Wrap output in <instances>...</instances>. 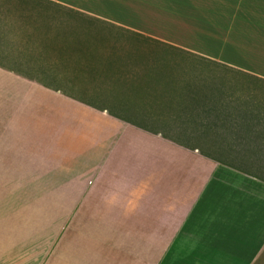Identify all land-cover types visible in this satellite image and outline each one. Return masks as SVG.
<instances>
[{
    "label": "crops",
    "instance_id": "crops-1",
    "mask_svg": "<svg viewBox=\"0 0 264 264\" xmlns=\"http://www.w3.org/2000/svg\"><path fill=\"white\" fill-rule=\"evenodd\" d=\"M175 1L0 0V179L120 216L37 264H248L264 246V50L240 62L226 32L193 40L199 4ZM244 18L264 47V0Z\"/></svg>",
    "mask_w": 264,
    "mask_h": 264
},
{
    "label": "rangeland",
    "instance_id": "rangeland-1",
    "mask_svg": "<svg viewBox=\"0 0 264 264\" xmlns=\"http://www.w3.org/2000/svg\"><path fill=\"white\" fill-rule=\"evenodd\" d=\"M109 1H119L120 10L128 13H145L153 8V12L163 15L166 6L170 9L175 8L172 4L164 2L165 5L158 2V0ZM137 1H139V4ZM193 1L199 4V19L190 22L192 27L188 25L189 31L195 34L192 37L193 40L205 45H224L219 41L220 36L211 32L215 30L226 32L231 35L227 43L229 48L226 49L237 50L226 53L229 59L240 62L246 60L248 63L259 60L260 56L263 55L264 47L259 45L260 38L258 41L249 39L251 36H248V18H244L248 15V0L243 3L245 6L239 12V18L234 17L229 20H223V13H231L227 10L229 8L232 10L235 6L229 4L230 0ZM175 4L174 13H177L178 10L182 11V9L184 11L195 10L190 9V7L187 8L179 0L175 1ZM169 24H167V27ZM169 28L174 33L178 31L177 29H185L180 27L177 22ZM1 175L0 264L43 263L44 261L34 259L37 252L69 250L70 245L66 244L69 238L75 240L80 237H100L116 234L115 228L93 226V223L100 219L111 221L120 218L116 212L105 214L91 209L88 210L87 205H92V201L86 200L84 197L52 194L49 191L51 186L47 185L53 183L50 181L45 182V185H39L40 181L35 178L21 179L12 177V175L5 178L4 174ZM43 187L44 189H42ZM70 203H73V206ZM248 264H264V246L254 253V257L252 260H248Z\"/></svg>",
    "mask_w": 264,
    "mask_h": 264
}]
</instances>
